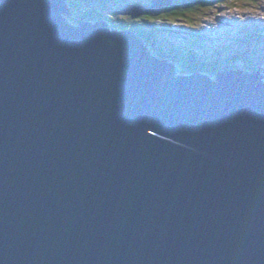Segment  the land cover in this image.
I'll return each instance as SVG.
<instances>
[{
	"label": "water",
	"instance_id": "obj_1",
	"mask_svg": "<svg viewBox=\"0 0 264 264\" xmlns=\"http://www.w3.org/2000/svg\"><path fill=\"white\" fill-rule=\"evenodd\" d=\"M69 13L0 0V264H264V72Z\"/></svg>",
	"mask_w": 264,
	"mask_h": 264
},
{
	"label": "trees",
	"instance_id": "obj_2",
	"mask_svg": "<svg viewBox=\"0 0 264 264\" xmlns=\"http://www.w3.org/2000/svg\"><path fill=\"white\" fill-rule=\"evenodd\" d=\"M84 1H87L90 3L87 7H83V10H81L80 7L81 4L84 5ZM96 3L93 2V0H71L70 5L72 7V10L74 12V18L73 20L79 22V19L83 20H90V21H96L99 19H102L103 17H106L107 14H109L108 17L111 18L112 21H114L113 28L116 29H123L124 26L122 25L121 20L124 18L130 19L125 27L132 28L137 34H139L140 37H142L145 41V45L153 51L154 55L161 59H166L171 63L178 64L180 71L183 73L186 72H194L196 70L204 71L208 74H211L213 77L217 75V73L220 71L221 66L224 63H231L234 65L236 62L239 61H246L247 64V70H259L261 68L260 64L262 62H258L259 65H253L250 64L249 61L245 60L247 56L246 51H238L234 52V54H230L229 57L226 58V60H220L217 59V61H213V59L210 58V55H205L204 53L197 50L195 45H197V37L200 39L202 38L203 34H198L197 37L189 36V39L184 43H175L171 42V45L167 44L163 38L160 36V29L157 28L155 25H153L151 22L165 19V20H179V19H188L190 22L192 21V17H194L195 14H200L205 16L210 14V12L214 8V3L216 0H174L172 3H170L168 6L161 7L160 9L156 10H149L144 13H140L137 18H134L131 15H125L123 13H120V11H117V14L115 15L111 10H105L103 8H100L98 4H106L107 2L117 4V8H122V6L128 5L130 0H94ZM145 2H142V4L145 5H153V0H143ZM235 2H239L240 0H233ZM245 3H257L258 0H241ZM79 2V4H78ZM222 3H218L215 7L216 9L219 8V5ZM219 10V9H218ZM97 14V15H96ZM77 17V18H76ZM120 17H123L120 18ZM121 19V20H120ZM127 22V21H125ZM263 29V26L257 25V28L247 29L244 30L241 35V39L235 41V43H239V46H243L242 43L244 42L248 43V40L255 34H260L261 30ZM259 36V35H256ZM191 43V47L188 46V44ZM234 44V43H233ZM232 44V45H233ZM196 49V50H195ZM236 53H238L237 56H234ZM244 62V63H246Z\"/></svg>",
	"mask_w": 264,
	"mask_h": 264
},
{
	"label": "rangeland",
	"instance_id": "obj_3",
	"mask_svg": "<svg viewBox=\"0 0 264 264\" xmlns=\"http://www.w3.org/2000/svg\"><path fill=\"white\" fill-rule=\"evenodd\" d=\"M130 1L135 2L134 3L135 6L140 5L138 3L145 2L143 0H130ZM217 2L222 3L219 5V8H218L220 10L216 9L217 7H215L217 5ZM84 3H85L84 5L80 6V7H82V8H80L81 10H83V7H87L88 5H90V3L87 1H84ZM110 4H112L110 10L114 13V9L117 8L116 7L117 4H114V3H110ZM214 4H215L214 8L210 12L209 15L207 14L205 16V14L204 15L195 14L194 17H192V19H193L192 21H194V22H190L188 19H179V20L161 19V20H157L154 22L152 21L151 23L152 24L155 23L159 27L166 25L167 28L172 27V29H177L178 26L181 28H184V29L192 28V30L186 32V34L190 35V36H194V33L192 34V32H195L198 34H203V36H202L203 41L198 43L197 49H199V50H201V52L205 53V52H210V49L207 47V42L215 43V41H217L219 43H222L224 41H230V40L234 39L245 28H247V29L257 28L258 24H254L256 21L257 22H263L264 21V0H258V2L255 4L254 3H245L241 0L238 3L233 1V0H216ZM229 9L232 12L235 11L234 16H235L237 22H230V24L225 22V23H223L224 25L222 23H212L217 18H224V14L229 12L230 11ZM114 14L116 15L117 11ZM218 14H222V15L220 17H218ZM120 18L123 19V17H120ZM103 19L109 21L108 19H110V18L108 17V19H107L104 17V18H102V20ZM129 20L130 19H128V18H124L121 21L125 22V21H129ZM236 24L241 25L238 33L236 35H233V37H231V38L225 39L224 36H225V30L227 29V25L230 26V31L232 33H235L237 30L235 27H233V25H236ZM262 25H264V22L262 23ZM170 28L163 31V32L160 31L161 32L160 34L168 35L170 32ZM130 29L133 30L132 28H130ZM160 30H162V29H160ZM202 32H204V33H202ZM263 32H264V30H263ZM171 35H174V34H171ZM256 35H259V36H256ZM256 35L254 34L249 39V43L245 44L247 47V49L245 50L247 52L246 53L247 56H246L245 60L249 61V63L250 64L252 63L253 65H259L258 62L260 61V62H262V64H260L259 68H264V65H263L264 64V34H256ZM182 37H183V35H177L176 36L177 40H182ZM175 43H177V42H175ZM230 46H231V47H229L230 53L236 52V51H239V52L244 51L242 46H235V47H233L232 45H230ZM222 54L226 55L225 53H222ZM237 55H238V53H236L234 56H237ZM244 62H246V61L236 62L232 67H234L236 69H246L247 70V67H248V66H246L247 62L246 63H244ZM224 65H227V64H224ZM176 68L177 69L175 70V73L177 75H184V73L180 71L179 66H176ZM262 71H264V70L262 69Z\"/></svg>",
	"mask_w": 264,
	"mask_h": 264
},
{
	"label": "clouds",
	"instance_id": "obj_4",
	"mask_svg": "<svg viewBox=\"0 0 264 264\" xmlns=\"http://www.w3.org/2000/svg\"><path fill=\"white\" fill-rule=\"evenodd\" d=\"M70 1L71 0H67V2L69 3V5H70ZM174 0H172V2H173ZM94 3H96L95 1H93ZM135 2H130L128 5H130V4H134ZM78 4H79V2H78ZM137 4V3H136ZM138 4H140V5H144V4H142V3H138ZM154 4V3H153ZM82 5V4H81ZM99 5V7L100 8H103V9H105V10H110L111 9V6H112V4H105V5H101V4H98ZM128 5H125V6H122V8H116V9H114V13L116 12V10L117 11H120V13H123L122 12V10L124 9V8H126ZM139 6V5H138ZM220 10V9H219ZM71 14H72V16H71ZM123 14H125V15H131V14H127V13H123ZM74 12H73V10H72V7H71V5H70V13L68 14V16L70 17V19H71V21L73 22V23H75V24H77V22H78V20L76 21H74L73 20V18H74ZM139 15V14H138ZM137 15V16H138ZM108 16H109V14H107V16L105 17V18H107L108 19ZM132 16V15H131ZM137 16H134V18H137ZM218 16H220V14H218ZM104 18V17H103ZM110 18V17H109ZM109 21H107V20H105V19H99L98 21H104L105 23H109L110 24V26L112 27V29H114V30H123L124 28L126 29V30H129V27H125L126 25H127V23L129 22V21H127V22H122V25H125L124 26V28L123 29H116V28H113V24H114V21H112L111 20V18L110 19H108ZM97 21V22H98ZM96 23V22H95ZM131 31H133V30H131ZM134 33H135V31H133ZM231 64V63H230ZM264 65V64H263ZM176 66H178V64H176ZM233 65L231 64V67H232ZM264 70V68H261V69H259V70ZM264 72V71H263Z\"/></svg>",
	"mask_w": 264,
	"mask_h": 264
},
{
	"label": "bare ground",
	"instance_id": "obj_5",
	"mask_svg": "<svg viewBox=\"0 0 264 264\" xmlns=\"http://www.w3.org/2000/svg\"><path fill=\"white\" fill-rule=\"evenodd\" d=\"M97 15V14H96Z\"/></svg>",
	"mask_w": 264,
	"mask_h": 264
}]
</instances>
